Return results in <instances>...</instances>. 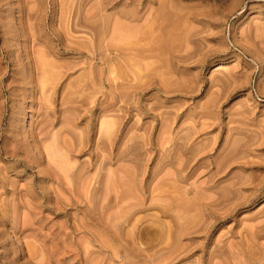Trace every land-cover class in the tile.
Instances as JSON below:
<instances>
[{"label":"rangeland","instance_id":"obj_1","mask_svg":"<svg viewBox=\"0 0 264 264\" xmlns=\"http://www.w3.org/2000/svg\"><path fill=\"white\" fill-rule=\"evenodd\" d=\"M0 264H264V0H0Z\"/></svg>","mask_w":264,"mask_h":264},{"label":"bare ground","instance_id":"obj_2","mask_svg":"<svg viewBox=\"0 0 264 264\" xmlns=\"http://www.w3.org/2000/svg\"><path fill=\"white\" fill-rule=\"evenodd\" d=\"M133 15V14H132ZM128 16V15H127ZM133 18V17H132ZM118 27V26H117ZM121 29V28H120ZM124 29V28H123Z\"/></svg>","mask_w":264,"mask_h":264}]
</instances>
